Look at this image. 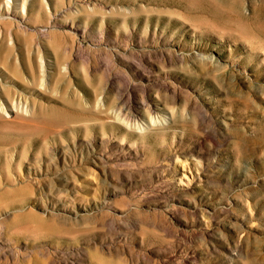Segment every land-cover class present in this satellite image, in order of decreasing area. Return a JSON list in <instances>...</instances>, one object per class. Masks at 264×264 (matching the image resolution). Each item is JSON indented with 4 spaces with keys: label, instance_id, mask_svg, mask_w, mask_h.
Masks as SVG:
<instances>
[{
    "label": "rangeland",
    "instance_id": "1",
    "mask_svg": "<svg viewBox=\"0 0 264 264\" xmlns=\"http://www.w3.org/2000/svg\"><path fill=\"white\" fill-rule=\"evenodd\" d=\"M0 264H264V0H0Z\"/></svg>",
    "mask_w": 264,
    "mask_h": 264
}]
</instances>
